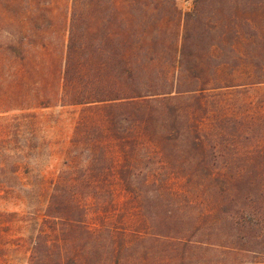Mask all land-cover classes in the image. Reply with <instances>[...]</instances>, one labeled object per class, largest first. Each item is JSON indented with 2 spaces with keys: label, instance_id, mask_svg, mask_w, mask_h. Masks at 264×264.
<instances>
[{
  "label": "rangeland",
  "instance_id": "1",
  "mask_svg": "<svg viewBox=\"0 0 264 264\" xmlns=\"http://www.w3.org/2000/svg\"><path fill=\"white\" fill-rule=\"evenodd\" d=\"M80 1L0 0V264H38L31 239L39 233L51 246L57 237L46 212L55 189L72 193L89 227L143 233L158 203L198 221L196 211L205 210L210 198L208 171L222 170L239 182L253 171L264 174V63L252 48L264 42V11L251 12L236 38L218 27L222 21H207L217 28L204 38L207 75L195 81L185 70L192 48L183 32L194 21H182L192 0H172L180 20L177 14L154 23L161 40L163 31H177L185 68L174 80L180 92L173 88L165 99L145 96L127 104H62L59 71L70 9H83ZM77 22L79 36L86 22L94 23ZM165 45L152 65L168 87L176 57ZM198 84L202 92L186 91ZM201 154L204 165L197 164ZM202 261L261 264L264 254L216 251Z\"/></svg>",
  "mask_w": 264,
  "mask_h": 264
},
{
  "label": "trees",
  "instance_id": "2",
  "mask_svg": "<svg viewBox=\"0 0 264 264\" xmlns=\"http://www.w3.org/2000/svg\"><path fill=\"white\" fill-rule=\"evenodd\" d=\"M80 2L83 9L74 12L70 9V25L59 71V99L62 104L136 103L144 100L145 96L170 97L173 88L176 92L182 90L174 83L176 75L178 78L180 71L185 69L181 66L182 47L175 46L177 31L171 32L168 27L170 33L167 30V35L163 31L166 38L161 40L157 33L158 24L154 23L170 21L177 14V21L180 20L172 0ZM263 11L264 0H192L191 12L182 19L194 21L189 29L185 27L183 31L187 32V39H191L189 45L192 48L185 64L188 65L185 69L187 77L196 81L207 75L206 59L209 55L205 57L202 49L204 38L209 28H217L216 23L211 25L207 21H222L218 27L226 34L231 30L236 38L237 26H249L250 13ZM77 21L94 23L86 22L85 33L79 36L80 23ZM228 41L234 48L236 40ZM165 44L167 53L170 51L171 55L174 52L172 57H176L172 58V63L176 62V71H171L173 79L168 87L167 77L152 65L156 53ZM245 45H251L250 41ZM252 48L254 54L257 52L260 56L255 58L264 63V55H261L264 54V42ZM254 61L258 64V60ZM203 90L204 87L198 84L186 91ZM216 153L224 156L223 152ZM210 155V160L214 161L216 154L211 152ZM262 158L264 162V153ZM205 160V155L201 154L197 164L204 165ZM208 176L211 180L206 186L210 188V198L205 210L196 211L198 221H191L194 216L186 212L170 213L158 203L157 212L147 215L145 221L148 225L143 233H121L111 227L91 228L83 221L84 208L73 200L72 193L66 189L61 192L55 189L46 212L51 226L57 228V237L48 246L38 239L40 235L36 233L31 239L30 255L38 264H216L202 260L213 256L216 251L264 254V188L259 185L264 183V174L253 171L251 177L241 182L217 169L208 171ZM125 237L128 239L124 240ZM220 237L224 241H219ZM229 264L244 263L234 261Z\"/></svg>",
  "mask_w": 264,
  "mask_h": 264
},
{
  "label": "crops",
  "instance_id": "3",
  "mask_svg": "<svg viewBox=\"0 0 264 264\" xmlns=\"http://www.w3.org/2000/svg\"><path fill=\"white\" fill-rule=\"evenodd\" d=\"M44 105H47V104H44Z\"/></svg>",
  "mask_w": 264,
  "mask_h": 264
}]
</instances>
